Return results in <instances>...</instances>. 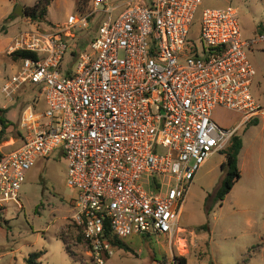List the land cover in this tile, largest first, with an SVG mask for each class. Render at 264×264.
<instances>
[{"label":"built area","instance_id":"built-area-1","mask_svg":"<svg viewBox=\"0 0 264 264\" xmlns=\"http://www.w3.org/2000/svg\"><path fill=\"white\" fill-rule=\"evenodd\" d=\"M89 1L50 26L55 31L36 24L6 48L18 67L2 94L11 101L30 87L35 96L20 113V146L0 156V212L8 202L21 208L26 174L57 151L65 185L75 190L71 223L85 253L104 264L111 236L171 241L183 234L178 222L194 174L240 125L264 128L243 51L264 42V31L244 40L235 8H205L196 41L189 31L201 0H129L114 19L119 6ZM96 12L106 19L77 49L73 29L90 30ZM17 52L32 56L13 58ZM66 53L71 62L62 64ZM216 108L239 114L238 124L219 126Z\"/></svg>","mask_w":264,"mask_h":264},{"label":"rangeland","instance_id":"rangeland-1","mask_svg":"<svg viewBox=\"0 0 264 264\" xmlns=\"http://www.w3.org/2000/svg\"><path fill=\"white\" fill-rule=\"evenodd\" d=\"M34 1L19 0L16 6H32ZM127 1L108 0L110 6H119L111 15L113 19ZM3 3L0 0L2 9L5 8ZM227 6L236 9L244 40L254 36L251 33L255 26L264 24V0H201L189 36L199 40L198 22L203 9ZM88 7H91L89 0H53L43 22L15 16L6 24L7 32L0 30V50L19 31L36 28V24L55 31L51 25H62L68 15ZM105 19L106 16L96 12L89 22L90 30L73 29L77 49L86 48L87 39L96 34L98 24ZM243 51L255 71L250 92L264 104V42ZM69 62L71 55L66 53L62 64ZM17 67L5 52L0 54V109L4 110L2 116L12 124L0 142L2 154L20 146V113L35 96L30 87L11 101L2 94V84ZM37 107L42 109V103ZM213 114L223 128L229 129L235 127L240 118L239 114L222 108H216ZM235 135L242 140L238 156L240 177L221 202L212 204L211 197L224 175L220 165L225 160V148L213 153L194 174L178 222L185 229L183 234L171 241L165 236L152 239L132 236L124 240L129 251L114 250L104 264H160L162 260H170L172 255H185L188 264H264V128L257 123H247L240 125ZM65 179L66 163L57 151L38 159L28 171L17 195L21 208L8 202L4 212H0V264H25L27 255L38 251L43 252L40 264H95L75 238L77 229L70 220L75 190L66 187ZM203 224L207 229H198ZM200 234L203 238L199 240Z\"/></svg>","mask_w":264,"mask_h":264},{"label":"trees","instance_id":"trees-1","mask_svg":"<svg viewBox=\"0 0 264 264\" xmlns=\"http://www.w3.org/2000/svg\"><path fill=\"white\" fill-rule=\"evenodd\" d=\"M53 0H36L32 6L24 7L22 17L28 18L30 21L40 23L45 21V17L47 14V8L49 4ZM83 1V0H80ZM14 14H10L9 17H7L1 24L0 30H5V25L7 24L9 19L14 18ZM32 54L28 52H17L15 53L16 57H31ZM4 110L0 109V142L4 139L5 133L7 128L12 125L10 121L5 119L2 116V113ZM242 148V140L238 135H233L230 137L229 142L225 149L223 150V154L225 156V160L221 163L220 168L221 171L224 172V175L222 179L220 180V183L216 190L214 191L211 202L212 204L216 202H221L224 197L228 194V192L233 187L234 183L239 179L240 177V170L238 168V156ZM1 156V154H0ZM75 229H77V235L76 240L78 242H81V233L80 228L75 226ZM198 229H207V226L205 224L199 226ZM61 240L65 245H67V242L60 237ZM144 239V238H143ZM147 239V238H145ZM110 242L114 248V250H123L128 252L129 248L126 246L123 240H120L114 236H111ZM43 255L42 251L35 252L33 254L27 255V257L24 259L25 264H40L39 259ZM152 261H155L154 258ZM160 264H187L186 258L184 256H178V255H172L170 260L160 262Z\"/></svg>","mask_w":264,"mask_h":264},{"label":"crops","instance_id":"crops-1","mask_svg":"<svg viewBox=\"0 0 264 264\" xmlns=\"http://www.w3.org/2000/svg\"><path fill=\"white\" fill-rule=\"evenodd\" d=\"M4 1V3H3V7H5V8H3L2 9V6L0 5V26H1V24H2V22L7 18V17H9L10 16V14H14L13 13V9H15L16 8V5H17V1H19V0H3ZM36 1V0H35ZM34 1V2H35ZM23 7H29V6H23ZM23 7H22V12H23ZM16 16V15H15ZM18 17V16H17ZM11 20L9 19L8 20V22H7V24H10L11 22H10ZM10 22V23H9ZM52 26V25H51ZM7 28H8V26L7 25H5V30L4 31H2V32H7ZM262 31H264V24L262 23V25H261V27H258V26H255L254 27V29L252 30V33H251V36L252 35H255V34H257V33H259V32H262ZM10 41L11 40H9V43H10ZM9 43L7 44V46L9 45ZM7 46L4 48V49H1L0 50V54H2V53H6V48H7ZM232 112V111H231ZM213 120L219 125V126H221L218 122H217V118H216V115H214L213 114ZM18 136H20V135H18ZM12 140V139H11ZM13 141V140H12ZM12 151V150H11ZM0 154H2V152L0 151ZM198 238H199V240L200 239H202L203 238V235L202 234H200L199 236H198ZM181 256H184L185 258H186V256L185 255H181ZM165 259H166V257H164ZM154 262V261H153ZM186 262H187V258H186ZM154 264H155V262H154ZM187 264H188V262H187Z\"/></svg>","mask_w":264,"mask_h":264},{"label":"water","instance_id":"water-1","mask_svg":"<svg viewBox=\"0 0 264 264\" xmlns=\"http://www.w3.org/2000/svg\"><path fill=\"white\" fill-rule=\"evenodd\" d=\"M14 15L21 17L22 16V6H16L13 11Z\"/></svg>","mask_w":264,"mask_h":264}]
</instances>
